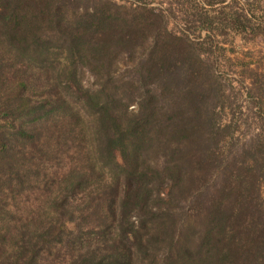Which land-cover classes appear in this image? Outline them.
Instances as JSON below:
<instances>
[{"label":"trees","instance_id":"obj_1","mask_svg":"<svg viewBox=\"0 0 264 264\" xmlns=\"http://www.w3.org/2000/svg\"><path fill=\"white\" fill-rule=\"evenodd\" d=\"M22 1L29 6L26 14L17 13L15 3ZM4 3L11 13L0 12V21L14 30L9 39L18 45L16 50L26 53L32 48V55L42 56L44 49L28 42L31 35L37 41L34 25L48 15L51 0ZM89 16V26L78 33L64 17L54 22L68 53L83 57L89 69H104L111 55L132 49L141 37L138 26L119 27L96 13ZM186 53L175 43L156 46L148 61L137 64L139 77L115 90L107 84L98 90L86 88L80 81L62 85L59 75L54 86L66 90L65 101L56 93L33 102L26 84L18 83L5 104L7 117L17 114L35 124L61 102L77 101L91 118L93 152L99 168L109 175L97 189L92 214L100 227L104 216L109 217L113 231L100 229L98 244L81 245L80 236L63 228L65 221L54 222L22 239L16 262L50 264L44 250L59 244L71 255L68 264H136L152 243L168 242L162 264H264V137L236 152L225 150L234 126L221 123L217 105L210 103L219 100L218 90L203 89L197 61ZM75 72L76 65L66 72L72 81ZM256 81L264 116V73ZM140 87L144 91L136 93ZM133 105L136 108L130 109ZM94 171L74 177L55 199L70 222L76 220L67 207L70 198ZM148 224H156L154 232Z\"/></svg>","mask_w":264,"mask_h":264},{"label":"rangeland","instance_id":"obj_2","mask_svg":"<svg viewBox=\"0 0 264 264\" xmlns=\"http://www.w3.org/2000/svg\"><path fill=\"white\" fill-rule=\"evenodd\" d=\"M4 2L0 0V12L11 13ZM15 5L17 13L29 11L23 1ZM89 13L106 17L119 27L138 26L142 32L132 49L111 55L104 69H89L83 57H71L54 23L64 17L62 21L78 33L89 26ZM46 14L39 25H34L38 28L37 41L30 34L28 42L41 46L42 56L32 55V48L26 53L16 50L18 45L9 39L14 30L0 21V264H21L16 262V254L22 239L54 222L65 221L63 228L80 236L81 245L89 241L98 244L100 229L113 231L109 217L104 216L100 227L101 221L92 214L97 210L93 200L97 189L109 181V175L99 168L93 152L91 118L84 116L77 101H66L69 105L61 102L35 124L17 114L7 117L5 104L13 98L18 83L26 84L25 91L33 102L56 93L55 97L65 101L62 85L74 86V81L90 89H102L107 84L115 90L139 77L137 64L148 61L156 46L175 43L189 53L192 62L197 61L203 89L218 90L219 100L210 103L217 105L221 123H231L235 129L224 144L225 150L236 152L264 137L260 85L256 83L264 73V0H51ZM31 28L29 25V31L34 30ZM93 64L90 61L91 67ZM75 65L77 73L72 81L66 72ZM59 75L62 85L54 86ZM11 119L17 120L12 123ZM21 128L24 130L17 133ZM90 168L95 169L94 174L85 178L87 182L67 205L76 217L70 222L67 215L60 214L64 210L55 199L74 177ZM148 226L154 232L156 224ZM168 246V242L152 243L136 264H162ZM44 255L50 264H68L71 260L68 250L59 244H51Z\"/></svg>","mask_w":264,"mask_h":264}]
</instances>
